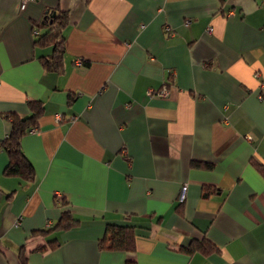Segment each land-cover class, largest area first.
Returning a JSON list of instances; mask_svg holds the SVG:
<instances>
[{"label":"crops","instance_id":"0c3cea01","mask_svg":"<svg viewBox=\"0 0 264 264\" xmlns=\"http://www.w3.org/2000/svg\"><path fill=\"white\" fill-rule=\"evenodd\" d=\"M0 264H264V0H0Z\"/></svg>","mask_w":264,"mask_h":264},{"label":"trees","instance_id":"16d2710c","mask_svg":"<svg viewBox=\"0 0 264 264\" xmlns=\"http://www.w3.org/2000/svg\"><path fill=\"white\" fill-rule=\"evenodd\" d=\"M67 21L65 13L45 16L43 23L51 29L50 34L55 35V38L60 39L57 42L54 55L51 59H45L44 65L48 69H58L60 65L61 56L64 53V38L61 36L60 27L64 26ZM42 39L41 37L38 42ZM32 114L27 118L12 117V130L10 135L3 141L2 146L10 155L11 162L6 170L9 175H18L27 179L33 176V167L24 156L20 149V141L31 128L37 126L38 119L42 113V105L38 101H33L30 104ZM70 215L65 213V227L73 225ZM101 245L107 250H117L124 252H134L136 249V234L135 228L132 226H123L117 224L107 225L105 237L101 241ZM203 244L193 243L188 250L193 252L194 249L203 248Z\"/></svg>","mask_w":264,"mask_h":264},{"label":"built area","instance_id":"2783aa9c","mask_svg":"<svg viewBox=\"0 0 264 264\" xmlns=\"http://www.w3.org/2000/svg\"><path fill=\"white\" fill-rule=\"evenodd\" d=\"M35 1L36 0H22V9H24L28 3L35 2ZM208 31L212 32V28H209ZM168 94H169V91H168V88L166 86H164L160 91H158V95H160V96H165ZM36 131H37L36 129L32 130V132H36ZM187 191H188V185L184 184L183 187L181 188V192L179 195V202L180 203L185 201V199L187 197Z\"/></svg>","mask_w":264,"mask_h":264},{"label":"water","instance_id":"95a60500","mask_svg":"<svg viewBox=\"0 0 264 264\" xmlns=\"http://www.w3.org/2000/svg\"><path fill=\"white\" fill-rule=\"evenodd\" d=\"M53 16H55V13H53Z\"/></svg>","mask_w":264,"mask_h":264}]
</instances>
